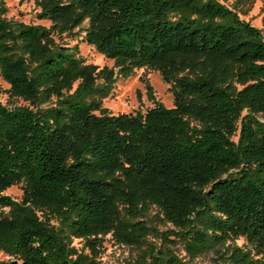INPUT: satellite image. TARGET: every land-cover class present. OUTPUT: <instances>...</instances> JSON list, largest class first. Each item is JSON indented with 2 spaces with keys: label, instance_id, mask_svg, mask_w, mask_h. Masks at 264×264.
<instances>
[{
  "label": "trees",
  "instance_id": "16d2710c",
  "mask_svg": "<svg viewBox=\"0 0 264 264\" xmlns=\"http://www.w3.org/2000/svg\"><path fill=\"white\" fill-rule=\"evenodd\" d=\"M36 3L49 27L0 7L1 75L9 98L26 102L0 101V253L100 264L108 234L143 245L142 217L156 208L189 252L213 251L211 264H264V28L219 0ZM75 29L114 67L56 40ZM142 67L170 85L173 106L145 80L153 107H104L117 79ZM15 185L21 200L5 193ZM148 256L185 264L168 251Z\"/></svg>",
  "mask_w": 264,
  "mask_h": 264
},
{
  "label": "rangeland",
  "instance_id": "374dc122",
  "mask_svg": "<svg viewBox=\"0 0 264 264\" xmlns=\"http://www.w3.org/2000/svg\"><path fill=\"white\" fill-rule=\"evenodd\" d=\"M228 6L240 4L246 11L241 17L258 28H264V0H219ZM0 7L5 8L4 16L14 21L32 24H43L47 27L51 25L48 20H41L37 17L39 7L36 0H0ZM87 22L82 28L87 27ZM84 32L75 29L71 34L56 35V40L63 44L73 46L78 45L80 55L87 63H93L100 68L107 66L114 67V61L101 54L93 45H89L83 40ZM117 70V68H115ZM145 80H148L153 88L155 99L163 103L166 107L173 106V95L170 85L165 83L158 71L146 67L136 68L134 73L127 78H118L110 94L103 99V106L112 113H134L138 110L145 112L154 106V102L149 99ZM9 84L4 80L0 71V101L6 105H25L22 99L9 98L7 90ZM236 139V137H235ZM16 200H21V185H15L5 191ZM158 209L152 208L142 219L149 226V233L146 241L141 246H126L115 241L111 234L106 235L99 258L100 264H143L148 263V254L153 250L172 252L185 264H211L214 253L210 249L191 253L185 245V240L179 233H173L176 228L162 219ZM58 224V221H54ZM73 244L78 248L83 246V241L78 238L72 239ZM236 244L244 248L251 247L248 242L240 237L235 240ZM12 260L5 253H0V263Z\"/></svg>",
  "mask_w": 264,
  "mask_h": 264
},
{
  "label": "water",
  "instance_id": "95a60500",
  "mask_svg": "<svg viewBox=\"0 0 264 264\" xmlns=\"http://www.w3.org/2000/svg\"><path fill=\"white\" fill-rule=\"evenodd\" d=\"M13 264H17V261H13Z\"/></svg>",
  "mask_w": 264,
  "mask_h": 264
}]
</instances>
